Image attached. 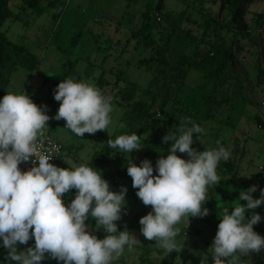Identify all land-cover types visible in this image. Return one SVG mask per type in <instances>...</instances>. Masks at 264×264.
I'll use <instances>...</instances> for the list:
<instances>
[{
	"label": "rangeland",
	"instance_id": "374dc122",
	"mask_svg": "<svg viewBox=\"0 0 264 264\" xmlns=\"http://www.w3.org/2000/svg\"><path fill=\"white\" fill-rule=\"evenodd\" d=\"M50 1L32 0L27 6L22 0H9L14 21L9 28L11 19L7 18L1 27L8 40L4 48L9 54L2 66L5 78L2 97L6 92L25 91L38 105L46 104L48 114L54 116L60 102L54 99L53 89L61 80L74 78L94 85L103 70L109 82L105 94H115L124 104L121 97L124 90H132L135 100H150L143 93L148 88L157 93L150 117L132 128L122 120L127 108L117 103L113 104L108 131L78 137L64 128L63 119L47 122V132L63 146L62 155L53 164L64 168L89 162L109 138L138 134L140 149L133 150L129 157L115 150L111 154L113 160L100 169L112 190L117 191L121 185L128 188L127 205L117 221L119 230L130 226L142 208L147 214L151 206H145L137 197L128 174L117 184L110 174L115 170L127 171L128 158L137 164L150 159L155 174L156 160L166 156L169 148V144L162 142V136L187 117L206 130L201 137L204 144L196 140L193 147L203 151L205 147L221 145L230 151L228 162L237 169L233 175L219 164L220 184L208 189L210 199L206 203L215 209L217 219L220 209L231 208L236 202V189L254 181L263 183L264 84H257L255 64L261 61L259 26L264 22V0H58L64 6L59 17L52 16ZM36 8H42L43 12L38 13ZM147 21L149 27L141 31ZM211 43L222 44L231 51L224 77L215 82L191 66L179 91L172 78L175 72L172 66L181 56L201 59ZM13 44L21 45L38 59L35 70L14 64ZM161 57L167 65L160 63ZM166 90L169 100L160 108ZM251 172L254 173L250 178L241 176ZM74 195L75 189L66 193L65 201ZM87 223L95 225L93 219ZM140 227L136 223L130 227L137 242L114 264H201L209 255L207 249L217 231V226L211 227L199 217L183 219L178 225L181 229L178 239L186 237L183 247L181 251L166 253L156 247L155 241L145 239ZM254 230L264 235V220ZM95 234L103 238L105 232L100 228ZM33 243L34 239L29 241V245ZM3 252L0 247V264H5ZM262 263L264 250L241 258V264ZM205 264H212L210 255Z\"/></svg>",
	"mask_w": 264,
	"mask_h": 264
},
{
	"label": "clouds",
	"instance_id": "9594fccd",
	"mask_svg": "<svg viewBox=\"0 0 264 264\" xmlns=\"http://www.w3.org/2000/svg\"><path fill=\"white\" fill-rule=\"evenodd\" d=\"M53 95L60 102L54 116L25 91L6 92L0 98V247L6 249L5 264H42L49 258L62 264H114L137 242L135 233L126 226L119 230L117 224L127 205V186L112 190L101 170L87 162L59 167L50 163L58 155L41 148L50 119H63L64 128L78 137L108 131L113 97L74 78L61 80ZM205 132L187 117L163 135L169 148L156 160L155 174L150 159L126 162L137 197L151 206L139 219L140 233L163 252L181 251L186 237L178 239V225L183 219L209 214L208 189L220 184L218 166L231 158L221 145L203 151L193 147L196 140L204 144ZM107 143L109 149L128 157L142 147L136 132L109 138ZM28 162L31 167H20ZM253 173L241 176L250 178ZM73 189L74 198L66 202L64 195ZM257 191L256 184L240 190L231 208L218 211L217 231L207 249L212 264H241L242 257L264 250V235L254 230L264 220L256 211L264 205V188H259L258 197L253 195ZM89 219L94 226L87 223ZM100 228L103 238L95 234Z\"/></svg>",
	"mask_w": 264,
	"mask_h": 264
},
{
	"label": "trees",
	"instance_id": "16d2710c",
	"mask_svg": "<svg viewBox=\"0 0 264 264\" xmlns=\"http://www.w3.org/2000/svg\"><path fill=\"white\" fill-rule=\"evenodd\" d=\"M8 3H9V0H0V98H2V87L5 82L4 74L2 71V66L9 59V54L4 51V44L6 43L7 39H6L4 32L1 31L2 24L11 14ZM49 5L53 7L52 16L59 17L64 9V6L58 0H51L49 2ZM36 11L38 13H41L43 12V9L36 8ZM258 19H261V15L258 16ZM146 27H149L148 21L141 27L140 30L143 31L144 29H146ZM263 30H264V27H263ZM262 38H263V47H264V35H262ZM13 51L15 55L14 64L21 65L30 71H33L37 68L38 59L35 58L32 54H30L28 51L23 50L22 47L17 46V45L13 46ZM230 52H231L230 49L224 47L222 44L211 43L209 45L208 52L199 60H195L192 58L189 59V58H185L181 56L178 62L174 66H172V69L175 70L174 75H172V78L176 81L177 86H178L177 88L179 89V91L181 90L184 84L186 71L191 66L200 70L204 78L211 79L215 82H219L220 79L224 77L228 69V63L230 60ZM260 60H261L260 63L255 64L257 68V84L259 86L261 84H264V69L262 66L261 52H260ZM160 63L167 65V61L163 57L160 58ZM103 73H104V70L97 77L94 85L105 93V87L108 85L109 82L107 81L106 76ZM87 75H90V73L88 72ZM80 81L86 82L85 80H80ZM143 93L144 95L149 96L150 100H135L133 91L128 90V89L121 92V97L123 98V100H125V104L122 101L117 100L115 97V94L111 95L113 97V104L117 103L121 105L123 108L125 107L127 108V109H124L125 111L123 113L122 120L130 128L146 121L150 117L151 111L155 107L157 93L150 90V88L143 90ZM168 96H169V92L166 90L165 94L162 96L160 108H163L165 106V103L169 100ZM171 126H174V125H171ZM114 151L115 149L108 148V143L106 142L101 147L100 150L95 151L92 154L91 160L87 163H89L90 166L98 168L97 170H99L104 165L110 163L113 160V157L111 154ZM220 165L224 167L223 169L225 172L227 173L230 172V174L237 170L235 165L232 162L221 161ZM126 175H127L126 170H115L110 174V177L112 181L115 184H117V183H120L125 178ZM252 184L258 185V191L253 193L254 196L258 197L260 194L259 188H264V182L259 184L256 181H254L248 186H242L239 190L236 189L235 194L239 197L240 190L247 189ZM116 189L117 191L119 190V188H116ZM68 201L70 200L68 199ZM241 203H246V201H241ZM205 207H207L210 210L209 214L205 217H202V218L199 217V218L205 221L211 227H216L219 220L216 218L215 209L212 207V205L209 202L205 203ZM263 207L264 205H261L260 208L256 209V211L260 212L263 209ZM249 214L250 213H246V215H249ZM143 215H145L144 208H142L136 214L131 225L128 226L127 229L129 230L130 227L134 225L135 223L139 224V219ZM262 216H264V214ZM260 223H258L257 225H254V228L257 227ZM5 251L6 249H4V252ZM42 264H62V262H58L55 259L49 258V259L42 261Z\"/></svg>",
	"mask_w": 264,
	"mask_h": 264
},
{
	"label": "built area",
	"instance_id": "2783aa9c",
	"mask_svg": "<svg viewBox=\"0 0 264 264\" xmlns=\"http://www.w3.org/2000/svg\"><path fill=\"white\" fill-rule=\"evenodd\" d=\"M41 148H42V150H44L46 152H51L52 154L58 155V156H53L50 163H55L63 153L62 144L58 141L57 138H55L54 136H52L48 132H46V134H45V138L42 141ZM57 149H59L58 152L56 151ZM20 167L22 169H26L28 167H31V163L28 162L25 164H21Z\"/></svg>",
	"mask_w": 264,
	"mask_h": 264
},
{
	"label": "crops",
	"instance_id": "0c3cea01",
	"mask_svg": "<svg viewBox=\"0 0 264 264\" xmlns=\"http://www.w3.org/2000/svg\"><path fill=\"white\" fill-rule=\"evenodd\" d=\"M22 2H24V4H26V5L28 6V5H30V3L32 2V0H22ZM8 4H9V3H8ZM22 4H23V3H22ZM21 9H24V6L21 5ZM9 17H11V14H10ZM9 17H8V19H11V20H10V22H9V24H8V27L10 28L11 25H12V22L14 21V18H13V17L9 18ZM15 18H17V16H15ZM5 21H6V20H5ZM5 21H4V23H5ZM4 23H3V24H4ZM3 24H2V26H3ZM2 26H1V27H2ZM1 31H2V30H1ZM4 34H5V32H4ZM6 39H7V37H6ZM7 41H8V40H7ZM14 45H17V46L22 47L21 45H18V44H13L12 46H14ZM23 50H24V49H23ZM4 51H5V48H4ZM26 51H28V50H26ZM5 52H6V51H5ZM28 52H29V51H28ZM6 53H7V52H6ZM29 53L32 54L31 52H29ZM32 55H33V54H32ZM33 56H34V55H33ZM263 182H264V181H263ZM90 225H93V226H94V223H92V224H90ZM98 232H99V231H98ZM20 247H21V248H25V245H21ZM4 253H5V252L2 253V256H3V257H4Z\"/></svg>",
	"mask_w": 264,
	"mask_h": 264
},
{
	"label": "water",
	"instance_id": "95a60500",
	"mask_svg": "<svg viewBox=\"0 0 264 264\" xmlns=\"http://www.w3.org/2000/svg\"><path fill=\"white\" fill-rule=\"evenodd\" d=\"M263 25H264V22H262L259 26V38H260V43H261V56H262V66H263V69H264V47H263V38H262V35H261V31H262V28H263ZM261 215L264 214V207L263 209L259 212Z\"/></svg>",
	"mask_w": 264,
	"mask_h": 264
}]
</instances>
